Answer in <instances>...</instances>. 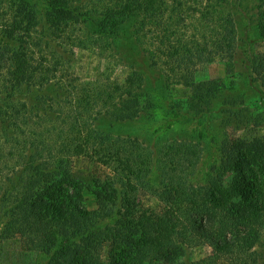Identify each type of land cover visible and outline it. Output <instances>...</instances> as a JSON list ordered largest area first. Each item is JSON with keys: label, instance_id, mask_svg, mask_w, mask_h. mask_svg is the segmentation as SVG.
I'll list each match as a JSON object with an SVG mask.
<instances>
[{"label": "trees", "instance_id": "16d2710c", "mask_svg": "<svg viewBox=\"0 0 264 264\" xmlns=\"http://www.w3.org/2000/svg\"><path fill=\"white\" fill-rule=\"evenodd\" d=\"M42 9L38 13L26 0H0L1 238L17 224L31 228L38 250L49 255L45 264H179L187 248L201 245L210 253L190 264H216L220 258L230 264H264V247L255 249L264 240V144L225 145V175L195 185L187 180L199 160V147L173 142L159 173L163 180L156 196L163 208L145 209L137 190L148 177L151 156H143L137 139L94 127L102 116L136 119L142 111V82L133 91L137 78L119 85L111 78L64 81L60 75L64 56L82 45L80 34L72 38L69 30L92 23L99 27L95 35L103 37L129 28L142 53L148 32L157 42L148 58L157 65L165 55V62L175 63L171 69L178 82L201 91L192 67L181 69L187 55L178 56L180 50L173 46L190 52L187 58L201 60L203 45L210 43L231 60L233 25H223L221 37L214 28L211 42L203 38L200 43L163 28L166 13L168 22L185 19L178 0H44ZM171 35L176 39L170 41ZM53 37L59 45L52 43ZM49 45L55 51L48 54ZM210 51L207 47L208 56ZM256 59L253 80L264 89V53ZM50 87L56 91H48ZM210 91L202 89L206 99L197 98L199 104H208ZM18 95L24 99L17 100ZM236 99L223 101V110L239 112ZM78 154L112 165L120 181L108 179L107 187L95 184L101 191H91L72 174V157ZM84 190L95 195L97 208L87 207Z\"/></svg>", "mask_w": 264, "mask_h": 264}, {"label": "rangeland", "instance_id": "374dc122", "mask_svg": "<svg viewBox=\"0 0 264 264\" xmlns=\"http://www.w3.org/2000/svg\"><path fill=\"white\" fill-rule=\"evenodd\" d=\"M26 1L35 5L38 13L43 10L44 0ZM178 1L182 4L185 19L178 21L173 17L168 22L169 15L166 13L162 20L163 28H169L177 36L187 37L189 41L197 39L200 43L203 38V41L211 42L215 30H218L216 32L219 37L223 35L221 27L226 23L235 28L233 31L236 45L231 60L230 57L225 58L221 51L214 50L210 43L209 46L203 45L204 56L197 58L201 60L187 58L190 52L183 51L182 46H173V51L180 50L178 56L187 55L184 60L181 59V69L187 71L192 67L190 71L193 72L191 74L194 75V82L204 91L211 90L207 105L197 101V98H203L200 94L201 88V91L191 89L178 82L177 72L171 69L175 63L165 62V55H157L161 59L157 65L148 58L151 57L148 53L157 45L148 32L146 38H143L147 44L146 51L142 53V46L134 42V37L128 35L129 28L126 31L121 27L118 32L103 37L95 35L99 31L95 24L76 26V30L69 32L74 34L72 38L80 34L82 45L72 46V52L64 56L66 62L60 72V75H64V81L111 78L121 85L127 79L135 81L137 78L139 81L133 82V91H137L138 84L142 82L143 92L139 96L142 111L136 119L115 121L102 116L93 122L94 127L105 134L137 139L143 148V156L147 159L151 156L149 174L138 187L137 198L145 209L154 212H160L163 208L156 193H160L158 191L163 178L159 173L163 168L161 161L165 160L168 145L182 141L199 147V160L191 168L187 180L199 185L217 175L223 177L225 171L227 172L228 166L221 162L225 145H233L239 141L252 145L256 142L264 144V89L253 80L256 74L251 68L257 62L256 58H263L264 53V0ZM211 18L214 20L211 21ZM210 29L213 30L210 32ZM92 36L98 37L99 41L90 39ZM171 38L170 41L176 39ZM52 40L53 44L55 42L59 45L57 38L53 37ZM47 47L48 54L55 51L53 46ZM207 47L211 50L209 56ZM109 86L113 88L114 85L111 83ZM51 90L56 91V87H50L48 91ZM62 97L58 96L59 99H63ZM230 97L239 100V112L223 110V101ZM16 99L24 98L18 95ZM203 99H206L205 96ZM71 171L76 179L90 186L91 191L99 189L100 185L107 187L108 179L120 181L114 178L112 165L103 164L93 156L74 155ZM83 195L89 209L97 208V198L92 192L84 190ZM6 235V238L0 236V264H45L49 255L38 250L37 239L31 228L17 224ZM261 242V245L255 247L256 251L263 250L264 240ZM209 253L210 248L204 245L187 248L186 255L179 264L193 263ZM216 264L230 262L227 258H220Z\"/></svg>", "mask_w": 264, "mask_h": 264}]
</instances>
